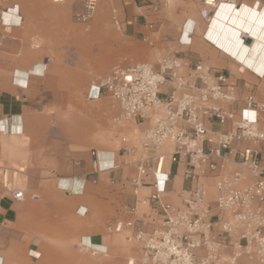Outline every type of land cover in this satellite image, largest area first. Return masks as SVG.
I'll return each mask as SVG.
<instances>
[{"label": "crops", "instance_id": "crops-1", "mask_svg": "<svg viewBox=\"0 0 264 264\" xmlns=\"http://www.w3.org/2000/svg\"><path fill=\"white\" fill-rule=\"evenodd\" d=\"M202 1H120V30L127 39L124 53L133 60L147 59L152 51L158 49L166 58L180 57L185 70L191 64L203 62L228 75L238 85L240 96L245 97L250 88L258 86L264 78V63L252 67L239 54L241 44H235L238 39L235 43H227L220 38L227 29L226 24L237 26L238 31L242 28L243 33L249 32L253 38L250 44H243L253 46V30L257 29L264 36V10H261L264 1L238 0L243 6L240 10H219V21L225 26L220 32L217 31L215 39L207 34L213 27L216 29L219 26L218 19L209 24L203 18ZM18 3L22 16L20 26L6 27L0 20V264H78L79 257L71 250L58 248L60 242L68 247L75 237H81L79 247L83 251L88 252L92 247L106 252L92 254V258H89L92 260H87L88 264H123V258L109 255V250L112 247L122 252L120 237L124 236L105 240L103 230L106 217L104 214L92 215L89 205L94 202L93 196L97 193L101 199L102 190L109 189L116 194L124 191L121 183L134 174L133 162L140 153L125 160L126 157L111 150L118 144L117 139L110 145L101 140L99 143L94 141L106 130L93 128L92 119L101 118L107 103L104 98L96 101L88 99L90 75L69 71L54 61L57 8L48 0H18ZM9 6L5 2L3 8ZM99 17L102 21L104 14L100 13ZM192 27L191 44L186 45L181 34L190 32ZM69 50L67 48L66 53ZM107 67L105 65L97 72H104ZM76 84L78 90L84 88L86 93L75 94ZM255 95L258 99L264 93L257 91ZM222 106L236 114L243 108L242 102ZM134 124L143 133L149 127L147 121H136ZM208 127L218 132L230 129L229 125L211 123ZM127 134L124 139L133 135L138 141L137 131L129 130ZM95 145L100 147L98 151H105L101 159H113L118 168L95 174V160L91 154L96 149ZM7 171L8 179L12 175L16 184L22 185V190L27 194L26 200L16 201L5 188L3 173ZM173 176L178 190L189 187L190 184L183 180L182 166L174 169ZM94 179L97 183L93 182ZM74 180L84 181L82 192H77V189L73 191L71 183H67ZM67 190L75 192L67 194V199L57 193H68ZM153 190V187L141 190V202L137 204L140 214L150 213L149 206L143 200ZM32 194L44 200L43 204L33 205L34 201L28 196ZM165 199L178 202L175 195ZM134 202L132 196V200L117 210V215L107 226L116 218L127 215L126 205H133ZM75 207H78L76 213ZM74 214L81 219L80 223L74 225L65 222L64 216ZM32 254L40 257L35 258Z\"/></svg>", "mask_w": 264, "mask_h": 264}, {"label": "built area", "instance_id": "built-area-1", "mask_svg": "<svg viewBox=\"0 0 264 264\" xmlns=\"http://www.w3.org/2000/svg\"><path fill=\"white\" fill-rule=\"evenodd\" d=\"M66 1L51 0L56 5ZM5 2L10 6L3 8ZM202 3L208 23L222 7H243L238 0ZM97 5L98 0H84L85 10L76 20L88 22ZM0 20L6 27L22 24L18 0H0ZM113 20L120 28L117 9ZM193 32L194 27L182 32L186 45ZM238 38L246 43L249 34ZM87 96L91 101L112 98L119 107L118 123H149L138 147L124 144L117 151L122 157L140 153L134 174L121 183L122 190L131 189L135 202L126 205L127 215L107 226L110 234L131 231L141 244L139 264H264V98L258 100L253 90L241 97L228 75L203 62L185 70L178 56L157 65L115 66L91 84ZM240 102L239 114L222 106ZM210 123L230 129L218 132ZM92 156L95 174L118 168L113 159L102 160L97 150ZM179 166L190 185L178 190L173 171ZM3 178L16 201L26 200V192L14 189L6 172ZM145 187L154 188L143 200L150 209L147 215L137 209ZM171 195L177 203L165 199ZM29 197L40 201L36 194Z\"/></svg>", "mask_w": 264, "mask_h": 264}, {"label": "rangeland", "instance_id": "rangeland-1", "mask_svg": "<svg viewBox=\"0 0 264 264\" xmlns=\"http://www.w3.org/2000/svg\"><path fill=\"white\" fill-rule=\"evenodd\" d=\"M48 1L53 4L51 0ZM120 1L124 3V0H98L94 16L86 23L76 20V15L85 10L84 0H67L64 4H53L54 7L57 8L55 15L58 17L57 28L54 30L56 31V33H54V61L61 64L64 68H67L69 71L74 70L76 73L81 72L90 75L89 88L95 80L108 75L115 66H130L141 62L157 65L166 58V55L158 49L152 51L151 56L147 59L133 60L124 53L127 39L123 37L120 28L113 20V10L117 9L118 13L121 11ZM100 13L104 14L102 21L99 20ZM67 48L70 49L68 53H66ZM85 48L87 52H85ZM105 65L108 66L106 71L97 72V70H101ZM75 87V94L81 95L86 93L84 88L78 90L77 84ZM250 90H253L254 93L257 91L264 93V78L261 79L258 86L251 87ZM263 98L264 96L258 98V100H262ZM104 101L107 103L105 108H103V111H105L103 113H105V115L102 113L101 118L92 119L91 125L97 131L100 127L105 128L106 131L94 138V141L99 143L100 139L98 138L101 137V135H108L110 133L112 135L111 140L108 143H106V141L103 143L110 145L118 140V144L111 150L117 152L124 144L138 146L144 133L139 130L133 121H127L123 124L116 122L115 118L119 114L118 104L112 98H104ZM129 130L131 132H138V141L131 135L126 143L123 142V139L128 136L127 131ZM94 147L96 148L94 150H100V147L96 145ZM94 150H92V152ZM129 159V157L125 158V160ZM91 180L92 179H90V181ZM9 183L12 184L13 188L16 190L23 189L22 185L16 184L12 175L9 177ZM113 192L115 193V191L109 189L102 190L101 199L98 193L94 195V202L89 205V209L92 215L104 214L106 217V222L104 223L105 228L103 230L105 240L114 239L118 235L124 236V238L120 237L121 243L123 244V251L121 252L120 249L111 247L109 255L121 256L123 258V264H129L131 261H134V264H139L141 244L132 237L131 231L125 230L122 234L111 235L108 234L106 230L107 224L117 215V210L122 207L123 204L132 200V191L129 188L124 191L120 190L117 194H113ZM57 193H61L62 197L67 199L66 195L68 193L64 191H58ZM210 194L213 198V189L210 190ZM43 202L44 200L42 199L38 202L34 201L33 205L37 206L43 204ZM77 209L78 207L74 208L75 213ZM64 218L65 222L74 225L81 222V219L77 217L76 214L73 216L66 215ZM70 243L68 247H65L61 245L62 243L60 242L58 248L71 250L76 257H79L77 258L78 264H88L87 260H92L89 258H92L93 253L90 250L88 252L83 251V248L79 247L81 244V237H75Z\"/></svg>", "mask_w": 264, "mask_h": 264}, {"label": "bare ground", "instance_id": "bare-ground-1", "mask_svg": "<svg viewBox=\"0 0 264 264\" xmlns=\"http://www.w3.org/2000/svg\"><path fill=\"white\" fill-rule=\"evenodd\" d=\"M221 9L225 10L227 8L222 7ZM236 10H240V9H236ZM218 14H219V11L215 14V16H212L211 19L209 20V24H212V21L215 19H218V22H219V23H217V25H219V26H217L216 29H214V27H213V29L208 31L207 36H209L210 38H213V39L216 38L215 35H216L217 31L219 30V32H220L222 27L225 26L221 21H219L220 19L218 17ZM226 25H227V29L224 31V34H222V38H220V40L221 39L226 40L225 42H227V43H230V41H232V43H235L236 40L238 39V41L235 44L240 42L241 45L239 46L240 47L239 54L243 57V59H245L246 61L248 60V64H250L252 67H255V65L257 63L258 64H261L262 62L264 63V36H263V34L257 32V29L254 28L255 30H253V31H255V38H254L255 44L253 47L252 46L246 47L244 45L245 42H243V40L238 38L239 34L243 33L242 28L238 31L236 29L237 26L233 27V26H230L228 24H226ZM218 27H219V29H218ZM244 33L249 34V32H244ZM236 35H237L236 38H232L233 36H236ZM249 40L253 41V38L250 34H249ZM220 43H221V41H220ZM221 44H223V42ZM121 124H123V123H121ZM111 137H112V135L109 133L108 135H101V137H99L98 139H100L102 142L106 141V143H108L111 140ZM104 152L105 151H99L100 158ZM104 158H105V156H104ZM6 175L8 176L7 172H6ZM67 183L69 185L71 183L70 186L72 187L73 191L77 189V192L78 191L82 192V190H83L82 186H83L84 181L80 182V181L74 180V181H68ZM73 191L67 190L68 194H74L75 192H73ZM85 239L88 240L89 237H85ZM90 245L92 246V243ZM129 264H134V261L129 262Z\"/></svg>", "mask_w": 264, "mask_h": 264}, {"label": "water", "instance_id": "water-1", "mask_svg": "<svg viewBox=\"0 0 264 264\" xmlns=\"http://www.w3.org/2000/svg\"><path fill=\"white\" fill-rule=\"evenodd\" d=\"M246 43H247V44H250V43H251V40L248 39V40L246 41Z\"/></svg>", "mask_w": 264, "mask_h": 264}]
</instances>
